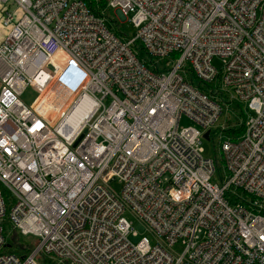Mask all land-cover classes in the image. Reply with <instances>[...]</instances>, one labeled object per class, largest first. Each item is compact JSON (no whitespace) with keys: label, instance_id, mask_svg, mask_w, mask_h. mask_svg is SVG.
Instances as JSON below:
<instances>
[{"label":"built area","instance_id":"1","mask_svg":"<svg viewBox=\"0 0 264 264\" xmlns=\"http://www.w3.org/2000/svg\"><path fill=\"white\" fill-rule=\"evenodd\" d=\"M106 2L134 36L82 0H0V264H264V0ZM214 83L248 110L236 139Z\"/></svg>","mask_w":264,"mask_h":264},{"label":"trees","instance_id":"2","mask_svg":"<svg viewBox=\"0 0 264 264\" xmlns=\"http://www.w3.org/2000/svg\"><path fill=\"white\" fill-rule=\"evenodd\" d=\"M87 7L95 14H98L106 19V14L109 12V8L107 7L106 0H82ZM110 29V28H109ZM137 48V56L139 59L143 60L145 65L153 72H160L163 69H165L168 58L160 60L156 63L146 54L142 46L139 44L135 45ZM174 55H171L170 58H172ZM198 87L207 92L210 93L211 96L214 98L215 101L218 103L223 104L224 109V129H223V135L226 137H229L230 139H236L238 138L243 130H244V121L246 119V116L248 115V110L246 109V106L243 103H240L235 100H230L228 96L221 92L218 89V85L216 83L214 84H208V85H198ZM219 131V128H217L214 131V134L211 136V140H214L215 133ZM214 165H215V175L214 179L219 178L221 175L220 168L218 163L215 159H213ZM15 244L13 245L12 251H20L19 249H24V251H28L32 247V242H26L22 238L17 237L14 241Z\"/></svg>","mask_w":264,"mask_h":264},{"label":"rangeland","instance_id":"3","mask_svg":"<svg viewBox=\"0 0 264 264\" xmlns=\"http://www.w3.org/2000/svg\"><path fill=\"white\" fill-rule=\"evenodd\" d=\"M130 16L131 14L129 13L127 16H123L121 15L119 12L110 9L109 12L106 14V25L110 28V30H112V32H114V34L120 38L121 40H127L129 37L134 36L135 34V28L132 25V22L130 20ZM4 32L0 31V35H3ZM213 65L216 68L221 67V61L220 59L214 58L212 61ZM189 74V73H188ZM63 81V80H62ZM58 89V87H57ZM57 89H53L51 94H55ZM34 97V93L31 91L30 88H28L25 93L22 96V100L25 103H30V101L33 99ZM230 98V96H229ZM250 114L252 112H249ZM227 115V114H225ZM224 116L221 115L220 120L217 124L221 125L222 122H224ZM179 126L180 127H186V126H196L195 123H193L191 120H189L187 117L182 116L179 122ZM202 146L204 149V155L207 157H210L212 159H215L216 162L219 165L220 168V172L223 173L224 171V163L222 160V156H221V152H220V148L217 144L216 140H203L202 142ZM112 187L114 188V190L119 191L120 190V184H118L117 182H114L112 184ZM8 208H7V213H8ZM125 217L127 218V220L131 223V226L133 228V230L136 232V236H132L130 237V239L134 242H137L141 237H146L149 242L151 244H154V236L153 234L147 230V228L142 224V222H140L132 213L130 212H125ZM4 226H6V224H4ZM19 238H22L24 241L26 242H35L36 239L34 237L31 236H27V237H23V236H19Z\"/></svg>","mask_w":264,"mask_h":264},{"label":"water","instance_id":"4","mask_svg":"<svg viewBox=\"0 0 264 264\" xmlns=\"http://www.w3.org/2000/svg\"><path fill=\"white\" fill-rule=\"evenodd\" d=\"M203 138H204L205 140H209V132H208V131H206V132L203 134Z\"/></svg>","mask_w":264,"mask_h":264}]
</instances>
